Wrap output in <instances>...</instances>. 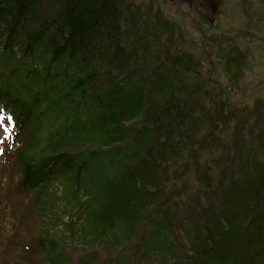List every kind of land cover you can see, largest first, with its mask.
<instances>
[{
  "label": "trees",
  "instance_id": "16d2710c",
  "mask_svg": "<svg viewBox=\"0 0 264 264\" xmlns=\"http://www.w3.org/2000/svg\"><path fill=\"white\" fill-rule=\"evenodd\" d=\"M234 1L199 55L154 0H0V264H264V89L232 91L264 0Z\"/></svg>",
  "mask_w": 264,
  "mask_h": 264
},
{
  "label": "rangeland",
  "instance_id": "374dc122",
  "mask_svg": "<svg viewBox=\"0 0 264 264\" xmlns=\"http://www.w3.org/2000/svg\"><path fill=\"white\" fill-rule=\"evenodd\" d=\"M134 1L147 2L149 0ZM154 1L168 18L178 21L183 25L186 31V38L190 41V44L195 45L197 48L196 52L199 55H201L203 47L209 46L207 36L208 38L212 34L234 36L239 34L243 29L238 5L234 0ZM257 6H260V3L255 7ZM201 17H204L210 23V31L205 29ZM260 29L262 34H264V26ZM203 30L205 31V36L203 35ZM241 43H246V39L241 38ZM254 46L258 47V49L250 62L247 72L244 74L240 88L232 90L235 99H248L253 94H258L264 89V43H256ZM5 136L6 131L0 127V144L4 143L2 139ZM64 184L63 174L51 181L49 189L55 199L52 203H45L44 209H42L41 227L47 229L50 233L63 230L65 224L70 219V215L74 212L65 200H60L65 192ZM56 214L61 219V222L58 224L54 223ZM10 223L11 219H6L7 228H9ZM72 258L76 260L77 254L72 255Z\"/></svg>",
  "mask_w": 264,
  "mask_h": 264
},
{
  "label": "snow or ice",
  "instance_id": "6c2138e0",
  "mask_svg": "<svg viewBox=\"0 0 264 264\" xmlns=\"http://www.w3.org/2000/svg\"><path fill=\"white\" fill-rule=\"evenodd\" d=\"M5 131H7V129H5Z\"/></svg>",
  "mask_w": 264,
  "mask_h": 264
}]
</instances>
